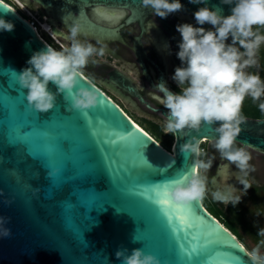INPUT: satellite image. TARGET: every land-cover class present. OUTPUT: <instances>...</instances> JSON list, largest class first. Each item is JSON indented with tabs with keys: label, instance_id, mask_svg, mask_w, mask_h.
I'll list each match as a JSON object with an SVG mask.
<instances>
[{
	"label": "water",
	"instance_id": "water-1",
	"mask_svg": "<svg viewBox=\"0 0 264 264\" xmlns=\"http://www.w3.org/2000/svg\"><path fill=\"white\" fill-rule=\"evenodd\" d=\"M19 1L38 8L56 38L66 39L61 30L68 32L67 26L75 22L80 25L78 39L124 44L155 90L162 81L140 43L143 20L154 18L179 51L174 21L154 16L141 0ZM179 2L183 9L178 12L192 15L205 6ZM206 4L210 10L222 9L223 16L230 15L234 6L220 0ZM91 6L122 7L129 13L120 25L101 28L85 15ZM0 18L14 25L11 32L0 31V217L8 219L4 226L11 230L9 238H0V264H121L115 256L121 249L127 254L142 249L160 264H250L242 247L200 202L192 203L196 207L183 222L157 202L156 189L192 172L193 158L179 151L186 139L181 133L166 152L100 92L96 108L88 113L91 126L82 113L68 110L70 101L63 96L47 113L30 110L27 90L19 87L17 74L47 44L1 0ZM133 22L140 31L127 45L119 28ZM142 58L155 66L156 85L151 84ZM78 86L89 84L82 79ZM49 88L55 92L51 84ZM214 127L203 126L198 138L213 141ZM240 127L237 144L246 142L264 153V119H246ZM113 132L124 139L113 144Z\"/></svg>",
	"mask_w": 264,
	"mask_h": 264
},
{
	"label": "clouds",
	"instance_id": "clouds-1",
	"mask_svg": "<svg viewBox=\"0 0 264 264\" xmlns=\"http://www.w3.org/2000/svg\"><path fill=\"white\" fill-rule=\"evenodd\" d=\"M188 2L205 6L193 13L200 27L184 23L175 29L181 37L176 53L181 66L175 68L171 79L179 92L171 91L164 82L156 85L155 91L162 93L155 98L167 110L161 125L163 133L174 136L181 133L186 139L180 144L179 151L185 158H193L190 175L184 174L169 181L163 192L157 193L177 207L202 202L209 193L207 174L216 156H209L201 146L206 143L198 138L203 126H215L216 138L207 143L218 153L221 161L227 162L225 167H235V178L242 186L239 191L246 194L251 188L247 179L252 158L248 150L251 145L245 142L243 146H237L240 126L244 123L241 109L245 98L261 101L258 107L264 113V101L261 99L264 97V81L259 74L247 71L258 66L257 55L261 45H264V34H261V29H264V0H220L223 5H234L228 16L221 15L220 8L210 10L206 0ZM141 4L145 8L151 7L153 15L161 19L183 9L179 0H141ZM205 24L210 25L211 29L206 30L203 27ZM67 28L69 45L61 46L62 50L59 51L45 46L34 52L26 62L29 67L17 74V83L21 89L27 90L25 99L30 110L47 113L53 109L57 97L63 96L66 102L70 101L68 110L82 113L91 126L88 113L97 106L99 89L91 80H88V87L78 85L83 79V69L90 62L98 63L97 60L90 61V58H102L105 51L103 47L97 49L92 43L77 38L80 34L78 23L74 22ZM13 29L11 22L0 18V31L11 32ZM49 84L54 86L55 92L49 88ZM110 135L116 136L113 144L124 139L120 133ZM237 191L227 185L210 194L219 203L236 206L242 197L236 195ZM7 223V218L0 217V238L11 236V230L4 226ZM257 236L262 239L251 250L245 249L250 264H264V253L261 252L264 228L258 229ZM136 241L134 236L133 242ZM127 253V249L116 251V259L121 264H160L155 256L144 254L142 249Z\"/></svg>",
	"mask_w": 264,
	"mask_h": 264
},
{
	"label": "flooded vegetation",
	"instance_id": "flooded-vegetation-1",
	"mask_svg": "<svg viewBox=\"0 0 264 264\" xmlns=\"http://www.w3.org/2000/svg\"><path fill=\"white\" fill-rule=\"evenodd\" d=\"M29 7L32 10L34 8L39 15H43L38 8ZM84 12L89 20L94 21L101 28H113L123 22L129 10L122 7L91 6ZM167 19L174 21L175 29L177 25L184 23L197 27L194 17L190 13L175 12L169 14ZM204 26L206 30L211 29L210 25L205 24ZM61 31L66 39L55 37L56 41L67 46L70 43L67 40L69 32ZM139 31V25L133 22L121 26L119 35L127 45H131L132 38L137 36ZM261 34H264V29H261ZM174 35L179 44L181 37L176 30ZM48 42L51 43L49 40ZM228 42L230 43V40ZM49 43L46 42L47 46L53 47ZM89 43H92L97 49L103 47L105 55L102 58L98 56L90 58V61L97 60L98 63L92 64L90 62L83 69V79L87 82L91 80L99 92L111 101L124 117L163 150L170 152L174 135L163 133L161 125L167 110L155 98V96L162 94L155 93L156 90L147 85L133 53L128 47L117 41ZM140 43L146 55L158 67L161 81L166 83L171 91L179 92L176 83L171 79L175 68L181 66L177 59V51L154 18L147 17L143 20ZM257 59L258 66L247 69V71L259 74L264 81V45H261ZM141 63L151 84L156 85L155 66L151 65L145 58L141 59ZM150 93H154V95ZM261 99L264 101V97ZM260 102H254L250 97L245 98L241 109L244 120L264 119V113H261L258 107ZM207 142L210 141L202 143L201 146L209 156H216V160L207 174L209 193L200 204L237 241L244 251L245 249L251 250L262 239L257 236L258 229L264 228V153L248 149L252 157L249 161L250 170L247 176L251 188L246 194H243L239 191L242 186L235 178L237 175L235 167H225L227 162L221 161L218 153ZM237 146L241 145L237 144ZM227 185L238 190L236 195L242 196L240 203L236 206L219 203L210 194L211 191L222 189ZM261 252L264 253V247L261 248Z\"/></svg>",
	"mask_w": 264,
	"mask_h": 264
},
{
	"label": "built area",
	"instance_id": "built-area-1",
	"mask_svg": "<svg viewBox=\"0 0 264 264\" xmlns=\"http://www.w3.org/2000/svg\"><path fill=\"white\" fill-rule=\"evenodd\" d=\"M15 6L14 8L16 12L21 14L25 21L33 28L37 37L43 41L45 44L48 41L47 38L51 39L52 41H56V38L51 34L49 30V26L46 24V17L43 15H39L38 13L34 12L32 9L21 3L19 0H13ZM44 34L46 37V41L40 36L38 33Z\"/></svg>",
	"mask_w": 264,
	"mask_h": 264
},
{
	"label": "snow or ice",
	"instance_id": "snow-or-ice-1",
	"mask_svg": "<svg viewBox=\"0 0 264 264\" xmlns=\"http://www.w3.org/2000/svg\"><path fill=\"white\" fill-rule=\"evenodd\" d=\"M131 135V133H129ZM145 141V140H144ZM148 143L145 141V144ZM164 187L158 188L155 190L157 202L162 206V210H166L171 216H175L181 222L184 221L185 218L191 216V209L195 208L196 205L192 204L188 207H177L171 204L166 199H163L161 196L157 195V193L163 192Z\"/></svg>",
	"mask_w": 264,
	"mask_h": 264
},
{
	"label": "rangeland",
	"instance_id": "rangeland-1",
	"mask_svg": "<svg viewBox=\"0 0 264 264\" xmlns=\"http://www.w3.org/2000/svg\"><path fill=\"white\" fill-rule=\"evenodd\" d=\"M4 1V0H3ZM5 1H7V2H9V4H11L12 6H13V8H17L16 6H15V3H14V1L13 0H5ZM33 11L34 12H36V13H38L34 8H33ZM38 34H40V36L46 41L47 39L49 40V41H51V43H49L48 41H47V43H49V44H51V45H53V48L54 47H57V48H55L56 50H62V48H61V46H64V44L63 43H60V42H57V41H52L51 39H49V38H47L46 39V37L44 36V34H42V33H38ZM170 153V152H169Z\"/></svg>",
	"mask_w": 264,
	"mask_h": 264
},
{
	"label": "trees",
	"instance_id": "trees-1",
	"mask_svg": "<svg viewBox=\"0 0 264 264\" xmlns=\"http://www.w3.org/2000/svg\"><path fill=\"white\" fill-rule=\"evenodd\" d=\"M3 3H5L6 5H8V6H10V7H12L13 8V6L11 5V4H9V2H7V1H3V0H1ZM30 8V7H29ZM14 9V8H13ZM22 19H24V17L21 15V14H19L18 12H16ZM25 20V19H24ZM264 116V115H263ZM167 152V151H166Z\"/></svg>",
	"mask_w": 264,
	"mask_h": 264
},
{
	"label": "bare ground",
	"instance_id": "bare-ground-1",
	"mask_svg": "<svg viewBox=\"0 0 264 264\" xmlns=\"http://www.w3.org/2000/svg\"><path fill=\"white\" fill-rule=\"evenodd\" d=\"M137 127V126H136Z\"/></svg>",
	"mask_w": 264,
	"mask_h": 264
}]
</instances>
